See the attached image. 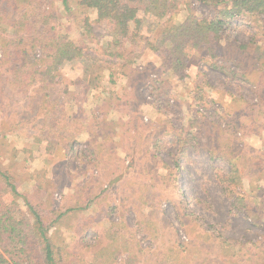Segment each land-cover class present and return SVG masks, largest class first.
Masks as SVG:
<instances>
[{"label": "rangeland", "instance_id": "rangeland-1", "mask_svg": "<svg viewBox=\"0 0 264 264\" xmlns=\"http://www.w3.org/2000/svg\"><path fill=\"white\" fill-rule=\"evenodd\" d=\"M182 1L173 23L189 9L200 17L216 13L198 0ZM85 14L95 33L85 37L89 58L61 67L44 108V94L32 85L18 93L6 85L0 98V168L22 196L19 216L33 204L56 253L69 260L91 262L108 248L118 264H160L155 237L192 242L189 252L203 264L239 258L236 247L221 248L223 239L246 244L243 253L261 250L264 74L254 48L264 45V15L231 19L181 77L164 49L151 48L163 21L143 15L138 44L107 50L111 24ZM85 14L62 17L74 39L84 40Z\"/></svg>", "mask_w": 264, "mask_h": 264}, {"label": "trees", "instance_id": "trees-1", "mask_svg": "<svg viewBox=\"0 0 264 264\" xmlns=\"http://www.w3.org/2000/svg\"><path fill=\"white\" fill-rule=\"evenodd\" d=\"M198 1L213 6L214 17H200L188 5L187 17L180 23H173L171 19L179 12L182 0H0V98H3L6 85L12 86L17 93L27 92V86L32 85L33 93L44 94L40 104L44 108L49 87L57 82L61 67L89 58L85 53V37L95 36L94 24L85 14L90 11L97 15L96 21H107L112 26L107 50L121 47L126 41L138 44L142 38L143 15L163 21L159 37L151 43V48L154 51L164 49L169 69L181 77L185 76L188 62L203 46L222 38L231 19L244 14L264 15V0ZM77 12L85 14L80 18L82 41L72 38L61 21L64 15L72 16ZM239 48L248 49L249 46L240 43ZM254 49L262 60L260 70L264 74V45ZM236 65L246 69L239 62ZM242 76L247 79L248 73L245 71ZM56 102H49L53 104L49 112L52 116H56ZM35 140L42 142L39 135ZM47 144L51 146L50 141ZM21 197L11 176L0 168V264H118L116 253L108 248L96 252L91 262L75 257L69 260L57 254L48 234L50 227L45 225L37 208L27 202L26 215L19 216ZM153 242L152 251L162 257L160 264H203L196 253L189 252L192 242L187 247L167 244L166 239L158 237ZM219 243L227 253L236 247L239 258L234 261L230 257L211 264H264L263 245L261 250L256 246V251L250 249L246 254L242 251L246 247L244 243L233 245L229 239ZM182 247L188 250L184 256L180 255ZM141 253L139 250L134 254L138 257Z\"/></svg>", "mask_w": 264, "mask_h": 264}]
</instances>
